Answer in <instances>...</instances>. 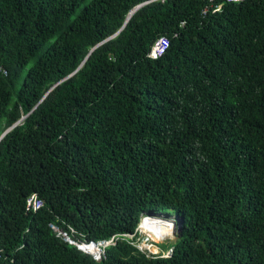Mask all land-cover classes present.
I'll return each mask as SVG.
<instances>
[{
  "label": "trees",
  "instance_id": "obj_1",
  "mask_svg": "<svg viewBox=\"0 0 264 264\" xmlns=\"http://www.w3.org/2000/svg\"><path fill=\"white\" fill-rule=\"evenodd\" d=\"M145 216L179 222L154 257L135 247ZM49 223L118 238L96 261ZM0 250L264 264V0H0Z\"/></svg>",
  "mask_w": 264,
  "mask_h": 264
},
{
  "label": "built area",
  "instance_id": "obj_2",
  "mask_svg": "<svg viewBox=\"0 0 264 264\" xmlns=\"http://www.w3.org/2000/svg\"><path fill=\"white\" fill-rule=\"evenodd\" d=\"M230 1H240V0H230ZM159 39L163 40V46L161 48V51L159 52V54H160L166 48V46L168 44V40L165 37H160ZM154 56H156V55H154ZM43 206H44V202L37 194L31 195L26 200V210L27 211L36 212V211L40 210ZM49 227L56 233V235L60 236L64 241L68 242L69 245L75 246L79 251H81L83 253H87V254L92 255L94 260H96V261L100 260L102 254H103V248L111 246L113 244V241L118 238V236H116V237H111L109 240H101L98 242L84 241V240L80 241V240L72 239L65 231H63L62 229L58 228L57 226H55L53 224L49 223ZM138 230H139V227H138L137 231ZM72 232H73V230H72ZM120 237H127V238L131 239L133 236L132 235H124V236H120ZM150 246H153V245L150 244ZM90 247H95L96 251L94 253L91 252ZM135 247L140 252L145 253L144 251L140 250L137 247V245H135ZM170 253H171V249H168L167 252H165L163 254V257H169ZM6 258L7 257L4 254H2V251L0 250V264H5V263H3L2 260L6 259Z\"/></svg>",
  "mask_w": 264,
  "mask_h": 264
},
{
  "label": "rangeland",
  "instance_id": "obj_3",
  "mask_svg": "<svg viewBox=\"0 0 264 264\" xmlns=\"http://www.w3.org/2000/svg\"><path fill=\"white\" fill-rule=\"evenodd\" d=\"M154 56V55H152ZM161 218L163 220H167V221H173V220H169L168 218H164V217H158ZM137 247L144 251L145 253H147L149 256L154 257L155 255H157L159 253V251H162L164 249H167L166 247H168L169 245L172 244V242L174 241L175 237L172 236L171 238H166V239H160L158 238V236H155V233H153L152 230H148V229H144V228H139V230L137 231ZM147 239L152 242V244H154L153 246L149 245V242H146ZM156 249V250H153ZM159 249V250H158ZM96 249L93 248V252H95ZM157 252V253H154Z\"/></svg>",
  "mask_w": 264,
  "mask_h": 264
},
{
  "label": "bare ground",
  "instance_id": "obj_4",
  "mask_svg": "<svg viewBox=\"0 0 264 264\" xmlns=\"http://www.w3.org/2000/svg\"><path fill=\"white\" fill-rule=\"evenodd\" d=\"M172 223L167 220H163L158 217H152V216H145L141 223L139 224V228H144L148 230H152L153 233H155V236H158L160 239H166V238H171L172 237ZM93 248L95 247H90L91 252H93ZM156 250V249H153ZM157 251V250H156ZM94 253V252H93ZM157 253V252H154Z\"/></svg>",
  "mask_w": 264,
  "mask_h": 264
},
{
  "label": "water",
  "instance_id": "obj_5",
  "mask_svg": "<svg viewBox=\"0 0 264 264\" xmlns=\"http://www.w3.org/2000/svg\"><path fill=\"white\" fill-rule=\"evenodd\" d=\"M138 8H139V7H137L136 10H137ZM134 12H135V10L131 12L130 16H131ZM9 128H10V127H9ZM9 128H8V129H9ZM8 129H7V130H8ZM7 130H5L4 132H6ZM4 132L1 134V136L4 134ZM152 217H153V216H152ZM143 218H144V217H143ZM143 218H142V219H143ZM142 219H141V221H142ZM141 221H140V223H141ZM170 222H171V221H170ZM140 223H139V224H140ZM171 223H172V225H173V226H172V230H173V232H172V236L176 237L177 234H178V232H179V222H177V221H176V222H173V221H172ZM139 224H138V227H139ZM138 227H137V229H138ZM136 231H137V230H136Z\"/></svg>",
  "mask_w": 264,
  "mask_h": 264
},
{
  "label": "clouds",
  "instance_id": "obj_6",
  "mask_svg": "<svg viewBox=\"0 0 264 264\" xmlns=\"http://www.w3.org/2000/svg\"><path fill=\"white\" fill-rule=\"evenodd\" d=\"M150 55L152 56L153 55V53L151 52L150 53ZM146 242H149V245L151 244V245H154V244H152V242H150L148 239H147V241ZM87 254V253H86ZM90 255V254H89ZM90 256H92V255H90ZM93 257V256H92Z\"/></svg>",
  "mask_w": 264,
  "mask_h": 264
}]
</instances>
